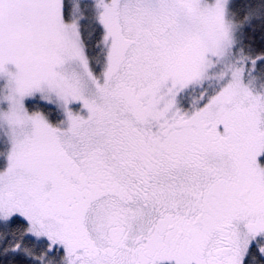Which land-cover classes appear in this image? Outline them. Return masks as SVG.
<instances>
[{"label":"snow or ice","instance_id":"snow-or-ice-1","mask_svg":"<svg viewBox=\"0 0 264 264\" xmlns=\"http://www.w3.org/2000/svg\"><path fill=\"white\" fill-rule=\"evenodd\" d=\"M0 264H264V0H0Z\"/></svg>","mask_w":264,"mask_h":264}]
</instances>
